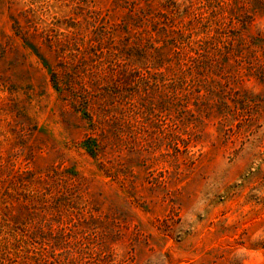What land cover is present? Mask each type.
<instances>
[{
	"label": "rangeland",
	"instance_id": "obj_1",
	"mask_svg": "<svg viewBox=\"0 0 264 264\" xmlns=\"http://www.w3.org/2000/svg\"><path fill=\"white\" fill-rule=\"evenodd\" d=\"M0 264H264V0H0Z\"/></svg>",
	"mask_w": 264,
	"mask_h": 264
}]
</instances>
